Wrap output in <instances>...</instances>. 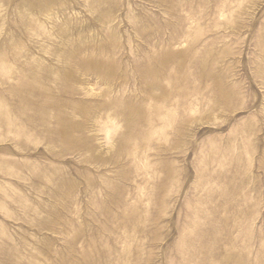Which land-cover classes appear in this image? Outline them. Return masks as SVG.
<instances>
[{"label": "rangeland", "instance_id": "1", "mask_svg": "<svg viewBox=\"0 0 264 264\" xmlns=\"http://www.w3.org/2000/svg\"><path fill=\"white\" fill-rule=\"evenodd\" d=\"M0 264H264V0H0Z\"/></svg>", "mask_w": 264, "mask_h": 264}, {"label": "bare ground", "instance_id": "2", "mask_svg": "<svg viewBox=\"0 0 264 264\" xmlns=\"http://www.w3.org/2000/svg\"><path fill=\"white\" fill-rule=\"evenodd\" d=\"M154 72V71H153Z\"/></svg>", "mask_w": 264, "mask_h": 264}]
</instances>
